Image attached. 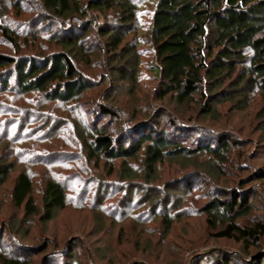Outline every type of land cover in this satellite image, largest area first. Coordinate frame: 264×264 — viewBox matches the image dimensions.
I'll return each instance as SVG.
<instances>
[{
	"label": "trees",
	"instance_id": "trees-1",
	"mask_svg": "<svg viewBox=\"0 0 264 264\" xmlns=\"http://www.w3.org/2000/svg\"><path fill=\"white\" fill-rule=\"evenodd\" d=\"M9 1L11 11L17 17L30 10L23 6L22 0ZM39 1L40 6L29 7L34 11L33 18L37 16L41 20L39 25L34 24V35L25 34L20 29L14 30L4 19L7 12L2 5L0 7V97L38 95L47 102L80 110L79 105L85 97L97 91L100 86L108 85L110 91L119 81L128 83L136 93L142 58L147 56L150 60L148 70L156 85L153 102L168 100L179 114L184 107L192 109L197 106L200 108L197 114L202 115L200 118L220 120L224 113L221 108L228 103L231 111L224 115L230 116L250 109L255 100L261 99L263 105L255 118L256 121L257 118L260 120L259 123L264 122V0ZM149 2H153L152 10H143L142 7ZM143 16H149L146 32L142 31ZM50 29L55 31L52 33ZM44 32L49 33L46 42L57 45L59 49L42 53L43 47L37 48V44L43 40L40 34ZM59 32L64 36H60ZM31 36L32 39H29ZM95 48L99 50L97 56L90 53ZM103 59L106 62L103 63ZM114 61L124 65L117 69L111 68L110 73V63ZM84 65L87 69L95 67L101 71L96 74L97 79L89 77L83 70ZM109 95L104 94L106 102L96 103V109L90 111L93 117L96 116L93 125L88 124V118L85 129L77 127L81 130L84 145L82 152L86 153L89 161L106 169L109 178L117 175L120 182L129 181V192L137 188L146 190L137 202H147L150 194L170 189L168 183L163 187L155 185L159 179L158 168L166 161L198 165V162L190 161L197 160L203 154L216 165L207 166L206 169L212 173L216 172V168L223 173L224 167L232 162L238 168L244 153L240 150L235 153L234 149L244 148L248 141L242 142L228 133L190 129L191 125L188 127L175 120L169 119L168 128L171 131L160 127L159 120L151 121V124L138 121L134 127H140L135 129L133 135L129 134L132 135L128 137L129 143L120 140L131 127L125 125L121 131L113 129L114 120L119 115L112 110ZM9 103L0 100V149L5 152V158H0V186L7 184L10 177H13L10 202L21 216V221L25 223L38 219L47 224L69 206L88 204L90 195L85 190L84 200L72 198L77 190L72 191L65 185L66 174L44 182L40 203L34 197L32 175L22 171L14 176L15 165L8 162V158L6 160V154L16 158L21 152L13 146L21 148L26 139H35L24 135L29 133L30 136L39 127L35 125L26 129L29 126L28 114L34 120L39 116L38 120L43 119L41 123L45 124L37 138L44 137L42 133L48 137L46 131L49 129L46 126L49 124L42 117L41 111L18 108ZM147 105L150 113L155 111L150 104ZM158 115L155 111L152 117L158 118ZM150 116L146 115L145 119ZM118 121L121 122L120 119ZM20 130L25 131L21 137L17 135ZM196 132L210 135L215 142L209 140L208 144L196 142L189 145L191 135ZM67 160L54 150L45 155L41 163L57 162L59 166H65L64 161ZM182 183L184 185L185 181ZM241 183L243 185L244 182ZM123 186V183H98L95 197L98 199V194H109V190L124 192ZM190 187L187 186V189ZM243 190L242 187L229 191L216 188L214 192L217 196L214 198L213 193L206 194L203 199L207 200L196 209L198 214L205 217L211 238L240 245V250L218 253L211 263L264 264V219L251 218L253 206L250 198L253 194L249 195V189ZM254 195H257L256 190ZM101 199L98 200L99 207L103 203ZM153 204L157 205L155 201ZM179 204L176 208L180 207ZM161 210L156 216L162 218L161 225L168 235L174 220L180 221L181 214L170 213L171 210L166 208ZM22 226V223H17L15 227L18 232ZM26 248L23 239L16 236L12 228L0 229V264H32L30 259L18 252ZM38 249L41 254L42 250L46 254L42 264L78 262L71 258L73 251L67 250L65 245H53L49 252L48 244L46 250L43 246ZM206 253L192 258L191 264L209 263Z\"/></svg>",
	"mask_w": 264,
	"mask_h": 264
},
{
	"label": "rangeland",
	"instance_id": "rangeland-1",
	"mask_svg": "<svg viewBox=\"0 0 264 264\" xmlns=\"http://www.w3.org/2000/svg\"><path fill=\"white\" fill-rule=\"evenodd\" d=\"M22 1L24 2H22L23 6L30 10L17 17L14 11H11L10 1L0 0V7L2 5L5 13L7 12L4 19L13 26L14 30L20 29L25 34L34 35L36 30L34 24L39 25L41 20L37 16L35 19L33 18L34 11H31L29 7L40 6V1ZM145 5L142 7L143 10H152L153 2ZM38 14V17H40V13ZM142 22V25H144L142 31L146 32L149 16H143ZM48 24L51 25L50 22ZM50 31L53 33L55 30L50 29ZM48 34V32L40 34L43 40L37 44V48L43 47L45 50L42 49V53L59 49L57 45H49L46 42L45 39L48 38ZM59 34L64 36L62 32H59ZM93 36L97 37L96 35ZM29 39H32V36ZM3 50L8 51L7 49ZM98 52L99 50L95 48L90 53L97 56ZM103 61L106 62V59H103ZM149 63V58L143 56L137 75L139 82L136 93L135 89L131 90L128 83H119V81L116 82V89L111 88L110 91H108L110 89L108 85L100 86L97 91L85 97L84 102L79 105L80 110L74 109L73 106L67 108L59 103L47 102L38 95L25 97L3 95V98L0 97L1 101L10 102L9 105L41 111L42 117L46 119L47 125L49 124L46 126L49 130H45L48 137L46 133H42L45 136L37 138L45 124L41 123L43 119L38 120L39 116L36 117L37 120H34L32 115L28 114L29 126L26 129L28 130L30 126L39 125L37 131L30 133L29 136L27 131V134L24 135L25 131L20 130L17 135L35 139H26V142L21 144V148L14 145L13 147L21 152H17L16 158H11L9 154H6V160L8 158V162L15 165L14 176L24 171L29 172L34 178V197L36 201L40 203L44 182L59 175L64 176V174H66L67 179L65 180L66 183L64 182L65 185L70 187L72 191L77 190L72 198L84 200L83 190L88 192V194L86 192L87 195H90L88 204H81L76 207L69 206L50 223L43 224L38 219L23 223L18 211L13 209L10 202L13 177H10L7 184L0 186V229H3V227L12 228L16 236H19L21 240L23 239L28 249L18 252L24 258L30 259L32 264L43 263L46 254L43 250V254H41L38 248L43 246L46 250L47 244L49 245L48 252L53 245H65L67 250L73 251V254L70 255L71 258L80 262L75 264H191L192 258L194 259V257L206 252H208L206 255H208L209 263L199 264H214L211 261L218 253L240 250V245L232 241L211 238V231L206 225L205 217L197 213L196 209L201 207L207 200L203 199L206 194L213 193L214 198L217 196L214 192L216 188L218 190L225 189V191L239 187L244 188V190L249 189V195L253 194L250 198V203L253 206L251 218L254 220L264 219V179H260V177H264V122L259 123L260 120L257 118L256 121L255 118L257 111L263 105V100L257 99L250 109L244 112L232 113L230 116L229 114L224 115L231 111L229 110L231 105L228 103L226 107L221 108L224 113L221 114V119H215L216 121L207 117L200 118L202 115L197 114L198 109H200L197 106L192 109L184 107L181 111L183 114H179L174 110L175 106L170 104L168 100L153 102L152 95L156 85L152 80L151 71L148 70ZM123 65L122 62H111L110 73L111 68L117 69ZM86 67L84 65V68H82L89 77L94 80L97 79L96 74L100 70L95 67H89L88 69ZM131 93L133 94L131 95ZM104 94H110L111 108L119 115V118L114 120L113 129L116 128L117 131H121L125 125L131 127L128 132H125V136L120 137V140H126V143H129L130 138L128 137H131L135 129L140 127L139 125L134 127L140 121L150 123L159 120L160 127L171 131L168 128L169 119L170 121L175 120L188 127L191 125L192 128L190 129H201L202 131L206 129L211 132L228 133L242 142L248 141L247 144L245 143L244 148L234 149L235 153L239 150L244 153L241 162L238 163V168L232 162L231 165L224 167L223 173L217 168L216 172L212 173L206 168L215 165V163L212 164V161L208 160L206 155L203 154H200L197 160L190 161L198 162V165L175 160L166 161L158 168L159 179L155 185L163 187L168 183L170 189L167 192L160 190L157 194H150L147 202H143L144 200L137 202L138 198L141 199L142 195L146 193V190L137 188L129 192V181L120 182L117 175L109 178L106 169L100 166L102 164L98 167L87 159L86 153L82 152L84 145L80 135L81 130H78L77 127L80 126L85 129L87 124L85 122L88 118V124L93 125L96 116L93 117L90 111L96 109V103L106 102L103 99ZM138 100L139 102H137ZM147 104H150V107H153L157 114L159 113L158 118L152 117L155 111L153 110L154 112L150 113L151 111L147 110L146 106H149ZM161 113L165 115L161 116ZM150 114V118L145 119L146 115L149 116ZM119 119L121 122L118 121ZM206 130L204 132H207ZM178 134L180 135V133ZM209 140L215 142L213 138H210V135L196 132L191 135L189 145L198 142L204 145L208 144ZM54 150L68 159L64 161L65 166H59L57 162L52 164L41 163L45 155L51 154ZM28 151H32V153L29 154ZM4 153V150L0 149V158H5ZM31 159L35 161H31ZM117 165H119V162ZM183 180L185 181L184 185ZM102 182L123 183L124 192L109 190V194L102 196L98 194L97 199V196L95 197L96 189L98 183ZM241 182H244L243 185ZM187 186L188 188L191 186L190 189H187ZM150 187H154V185ZM255 190L257 192L256 196L254 195ZM100 197L103 203L99 207L98 200ZM158 199L159 201L156 202ZM190 199H193V202H190ZM154 201L157 204L155 206ZM178 202L180 207L176 208ZM162 208L171 210L170 213L181 214L180 221L174 220L168 235L165 233L164 226L161 225L162 218L156 216L157 213H160L159 211H162ZM174 208H176V211ZM19 222L22 223L23 228L18 232L15 226ZM121 229H123V232H120Z\"/></svg>",
	"mask_w": 264,
	"mask_h": 264
}]
</instances>
